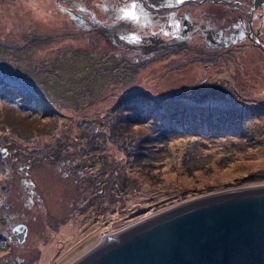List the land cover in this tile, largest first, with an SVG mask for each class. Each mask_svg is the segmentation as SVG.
<instances>
[{"label":"rangeland","instance_id":"obj_1","mask_svg":"<svg viewBox=\"0 0 264 264\" xmlns=\"http://www.w3.org/2000/svg\"><path fill=\"white\" fill-rule=\"evenodd\" d=\"M124 2L0 0V78L16 91L5 100L0 85V264H70L102 233L264 184L245 180L264 176V53L215 58L190 43L145 55L138 31L163 36L160 24L131 15L137 32L124 36L103 24L127 18ZM215 3L196 10L231 13ZM10 212L27 225L21 244L3 235Z\"/></svg>","mask_w":264,"mask_h":264},{"label":"water","instance_id":"obj_2","mask_svg":"<svg viewBox=\"0 0 264 264\" xmlns=\"http://www.w3.org/2000/svg\"><path fill=\"white\" fill-rule=\"evenodd\" d=\"M137 222L102 233L70 264H264V184L189 199ZM26 231L17 223L8 238L22 243Z\"/></svg>","mask_w":264,"mask_h":264},{"label":"flooded vegetation","instance_id":"obj_3","mask_svg":"<svg viewBox=\"0 0 264 264\" xmlns=\"http://www.w3.org/2000/svg\"><path fill=\"white\" fill-rule=\"evenodd\" d=\"M199 2L211 4L219 2L229 8L234 17L230 12L217 13V11L206 9L197 11V3ZM181 3L187 4L176 7ZM120 6L127 14L126 19L135 16V18L146 23L148 26L154 23L161 25L163 36L148 32L143 34L141 30L138 31L139 34L135 41L138 42L137 48L148 56L156 53L165 54L181 47H186L190 43L199 45V47L204 46L207 49L206 52L215 58L243 53L245 52L243 50L251 46L258 48L264 53V3H255L254 0H128V2L120 4ZM207 8H211V6ZM166 29L170 31L169 36H165L164 31ZM115 30L117 29H112V32ZM124 30L120 35L124 36L126 34ZM204 30L206 31V37H203V41L197 42L192 39L195 31L203 33ZM127 31H132V33L137 32L134 28ZM125 40L126 42H132L135 39L133 37H126ZM202 43L204 45H201ZM23 173L27 174L26 171ZM66 175H69V173L65 172L63 174L64 177H67ZM69 183H71L70 188H74L79 181L78 179H72ZM35 187V183L33 182L31 190L26 188L29 194L31 193V200L33 202ZM78 190V193L82 194L83 187H79ZM29 198L30 196H28V202ZM29 203L31 204V202ZM93 204H96V201L92 202ZM69 205L72 206L73 202H70ZM82 206L83 203L81 206L74 208L77 214ZM4 207L8 209L6 200ZM3 217L6 218L5 221L8 223L7 230L3 232L6 241L8 244H21L15 242L16 237L14 235H11L10 238H8V235L15 224L24 222H13L16 215L12 212L4 213ZM14 263L16 262L9 261L7 264Z\"/></svg>","mask_w":264,"mask_h":264},{"label":"trees","instance_id":"obj_4","mask_svg":"<svg viewBox=\"0 0 264 264\" xmlns=\"http://www.w3.org/2000/svg\"><path fill=\"white\" fill-rule=\"evenodd\" d=\"M9 81H11L10 77H1L0 78V85L3 86V88H4L3 89L4 99L8 100L10 98V99L15 100L14 97L12 96V94L16 91H14L12 88L7 87L10 85ZM22 103H24V102H22ZM26 103H28V102H26ZM28 107H30V105H25V108H28ZM192 124H193V121H192V118H190V120L188 122V126L190 129H192ZM245 178H246L245 180L252 181V180L262 179V178H264V176L261 177V175H259L258 173H256V174L250 173V175H248V177H245ZM252 185H254V184H252Z\"/></svg>","mask_w":264,"mask_h":264},{"label":"bare ground","instance_id":"obj_5","mask_svg":"<svg viewBox=\"0 0 264 264\" xmlns=\"http://www.w3.org/2000/svg\"><path fill=\"white\" fill-rule=\"evenodd\" d=\"M181 4H179V5L181 6ZM78 23L79 24H83L81 20H78ZM108 24H109V26H107L106 28L109 31H111V32H112V29H118V28L123 27V26L125 27V30L124 31L126 32L128 29H133L134 26H135V24L131 21V19H126V18H123L120 23H108ZM154 215L155 214H152V215L150 214V215L142 218L141 221L143 222V221L147 220L148 218H150V217H152ZM128 227H131V225H128V226H126L124 228H128Z\"/></svg>","mask_w":264,"mask_h":264},{"label":"clouds","instance_id":"obj_6","mask_svg":"<svg viewBox=\"0 0 264 264\" xmlns=\"http://www.w3.org/2000/svg\"><path fill=\"white\" fill-rule=\"evenodd\" d=\"M77 19H78V20H81V18H77ZM78 20H76V23H77V24H79V23H78ZM81 21H82V20H81ZM91 22H92V20H91ZM82 23H83V21H82ZM104 24H106V23H104ZM107 24H108V23H107ZM105 28H106V27H105ZM106 29H107V28H106Z\"/></svg>","mask_w":264,"mask_h":264}]
</instances>
